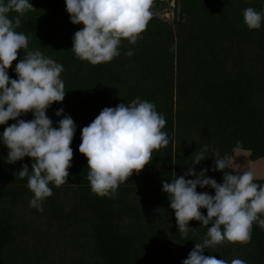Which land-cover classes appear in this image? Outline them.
I'll return each instance as SVG.
<instances>
[{
    "label": "trees",
    "instance_id": "trees-1",
    "mask_svg": "<svg viewBox=\"0 0 264 264\" xmlns=\"http://www.w3.org/2000/svg\"><path fill=\"white\" fill-rule=\"evenodd\" d=\"M175 1L183 21L174 20L173 26L151 17L135 45L122 40L118 57L92 65L71 50L75 33L84 26L71 22L66 0H29L34 9L21 17L16 31L28 37L27 50H39L63 66L65 98L46 114L58 128L63 116L55 113L63 109L76 132L68 182L49 185L52 195L43 201L42 212L25 202L28 178L16 176L21 166L3 174L0 264H183L207 228L192 220L189 228L197 230L182 237L162 181L171 183L174 173L195 179L186 174L193 167L191 157L204 146L206 160L194 170L199 174L207 169L206 177L220 184L224 172L212 171L217 153L231 157L239 141L238 149L250 151V160L264 158V0ZM248 7L262 15L257 30L244 22ZM129 49L131 57L126 55ZM25 54L21 50L8 70L11 79H18L16 64ZM135 99L156 105L166 120L162 131L169 144L154 151L150 164L121 183L114 195L98 196L87 179V157L79 151L82 129L94 121L88 113ZM0 131V156L8 157L5 130ZM254 182L264 186V180ZM197 192L215 195L211 187L198 186ZM7 199L18 207L8 206L7 211ZM200 211L207 216V209ZM203 254L227 264L233 259L264 264V229L253 222L248 241H225Z\"/></svg>",
    "mask_w": 264,
    "mask_h": 264
},
{
    "label": "clouds",
    "instance_id": "clouds-1",
    "mask_svg": "<svg viewBox=\"0 0 264 264\" xmlns=\"http://www.w3.org/2000/svg\"><path fill=\"white\" fill-rule=\"evenodd\" d=\"M153 0H66V10L74 25L84 27L73 39L72 51L80 60L92 65L112 61L120 55L118 47L122 40L135 45L151 19ZM34 7L29 0H0V125L9 120L18 123L6 127L3 143L9 149L7 163L14 164L25 157L33 160L31 174L24 165L19 178H28L27 187L34 194L30 207L43 211V201L52 195L49 184L63 185L71 167L73 150L71 144L76 125L63 109L55 114L63 119L59 127L47 116V109L65 98V84L60 79L63 66L46 57L41 51L28 49V37L17 32L21 17ZM11 13H16L10 18ZM244 22L250 30L261 27L262 15L248 7L243 12ZM23 50L24 58L16 64L18 79H11L8 70L17 61ZM133 51L126 53L131 57ZM33 113L34 119H18ZM166 120L156 111V105L146 100L135 99L131 104H119L115 108H104L88 126L82 129L79 151L87 157L91 190L101 197L114 195L119 185L133 173L139 174L150 164L152 153L169 144L163 132ZM237 148L241 142H237ZM203 151L191 157L193 167L186 179L176 176L171 183L162 181L163 191L175 212L179 233L186 238L192 220L202 222L207 235L201 243H195L183 264H227L215 256H205L207 248L228 242H246L250 239L253 222L264 229V186L254 182L252 171L232 174L230 157L216 154L212 171L224 172L223 183L207 178V169L199 174L194 166L206 160ZM68 182V180H67ZM211 187L215 195L198 193L197 187ZM201 209H207V216ZM211 225V227H208ZM231 264H246L233 259Z\"/></svg>",
    "mask_w": 264,
    "mask_h": 264
},
{
    "label": "rangeland",
    "instance_id": "rangeland-1",
    "mask_svg": "<svg viewBox=\"0 0 264 264\" xmlns=\"http://www.w3.org/2000/svg\"><path fill=\"white\" fill-rule=\"evenodd\" d=\"M162 2L159 4H152V7L150 9L151 11V17H155L157 18L159 21L164 22V23H168L171 25H175L174 24V20H178L181 18V14H180V7L177 1L175 0H161ZM183 21V19H180ZM89 115H92L94 117V119L100 114V113H88ZM26 118V119H25ZM32 118H34V114L29 112L27 114L22 115L21 117H19L18 119H23L25 121H29ZM18 123L17 120H9L7 122L6 125H0V130L1 128L3 130L6 129V127L11 126L12 124ZM1 132V131H0ZM250 151H246V150H241L238 148H233L232 149V156L230 157V164H229V172L232 174H236L235 171L240 172V171H247L250 170L253 172L255 179L254 180H264V158H259L256 161H252L250 160L249 156H250ZM7 155L5 154H1L0 156V187L3 186V174H10L11 172H15V167L21 166L23 167L24 165H27L29 167V173H31V166L33 163V160L31 157H25L20 161H17L14 164H9L7 163ZM22 163V164H20ZM11 173V174H12ZM154 175H156L155 177H158L157 172H154ZM10 176V175H9ZM16 176H19L16 175ZM50 187H53V184H49ZM55 187V186H54ZM25 188H27V185H25ZM24 199L25 202L28 203V205L30 204V200L33 198L34 194L28 190L25 195H24ZM10 199V197H9ZM9 203L7 204L6 202L4 203L5 209L7 210L8 206H12L11 208L15 210V208H17L18 206H15L16 204H13L14 202H11V200H9ZM21 200V199H20ZM64 201V200H63ZM0 208H2V200H0ZM71 204V202H69ZM11 204V205H10ZM10 209V208H9ZM27 210V219L29 220V216H31V208L26 209ZM1 211V209H0ZM8 211V210H7ZM10 212V211H9ZM34 217V216H32ZM36 218H38L37 216H35ZM42 220L45 219V217H43V215L41 216ZM169 226L170 228H173L175 226V220L173 215H171V220H170ZM65 264V263H63ZM67 264V263H66Z\"/></svg>",
    "mask_w": 264,
    "mask_h": 264
}]
</instances>
